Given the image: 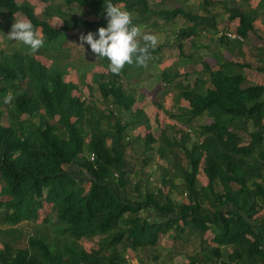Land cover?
Instances as JSON below:
<instances>
[{
  "label": "trees",
  "instance_id": "16d2710c",
  "mask_svg": "<svg viewBox=\"0 0 264 264\" xmlns=\"http://www.w3.org/2000/svg\"><path fill=\"white\" fill-rule=\"evenodd\" d=\"M174 1L161 0L160 9L154 10L148 0H111L115 5L123 4L128 11L136 12V7H141L137 22L145 21L141 14L155 15L166 22L178 17L186 19L188 26L179 30L178 38L188 39L208 19L182 7L169 10L167 5ZM108 2L65 0L68 7L88 8L98 18L96 23L75 19L71 28L106 26L104 7ZM203 4L210 7L213 0H203ZM0 9L9 18L23 14L36 31L41 28L43 37L51 41L68 30L52 28L31 7H19L16 0H0ZM230 15L239 20L237 34L248 39L254 31L256 10L234 9ZM149 51L152 57L155 51ZM99 59L108 64L106 58ZM237 66L251 69L248 64ZM259 71L264 72V68ZM205 72L207 78L198 77L194 86L181 94L189 103L192 118L213 115V121L202 128L199 135L203 140L191 148L186 142L189 134L173 143L182 148L188 161L186 167H181L179 160H174V171L183 178V192L189 199L187 205L177 208L172 192L165 193L161 188L143 193L138 186L134 196L127 194L132 184L125 142L129 125L115 112L85 104L73 95L75 84L65 82L62 74H51L29 56L16 53L4 57L0 62V79L14 89L17 87V91L12 93V107L7 111L10 124L5 126L1 123V106L9 89L0 80V196L9 198L0 200V220L11 229L23 222H35L39 211L48 204L56 219L65 224L62 233L68 234L71 241L53 248L42 236H33L27 238L25 248L5 244L0 251V264H129L133 256L126 259L121 248L124 253L131 251L136 255L156 247L160 237L170 231L180 233L189 228L204 236L213 225L220 233L213 241L219 246H233L234 250L227 262H220V251L214 250L217 260L203 264L263 262L264 85H246L244 75L231 74L224 67L214 73L205 66ZM120 77L104 76L97 81L98 90L105 101L112 100L120 111L131 112L136 99L118 83ZM164 79L169 78L164 75ZM23 116L28 118L22 120ZM54 118L58 119L53 125ZM102 119H108L111 130L101 128ZM13 122L19 126L16 128ZM59 126L65 133L58 132ZM237 131L248 134V143L240 144ZM165 133L166 130L162 133L164 140ZM107 138L111 140L109 148L105 145ZM154 143V137L148 135L146 149L152 150ZM164 149H158L161 158ZM91 154L95 155L94 161ZM75 165L89 177L85 197L84 189L67 169ZM201 167L207 178L206 187L198 179ZM167 183L164 181L162 186ZM219 184L222 191L216 190ZM27 196L32 206L25 205ZM144 210H152L165 221L144 219ZM94 237L100 238L98 250L88 253L78 247L81 240Z\"/></svg>",
  "mask_w": 264,
  "mask_h": 264
},
{
  "label": "rangeland",
  "instance_id": "374dc122",
  "mask_svg": "<svg viewBox=\"0 0 264 264\" xmlns=\"http://www.w3.org/2000/svg\"><path fill=\"white\" fill-rule=\"evenodd\" d=\"M160 1L148 0L154 10L160 9ZM16 3L19 7L23 5L31 7L34 14L40 20L48 22L52 28L61 29L64 27L68 30L63 34L60 33L51 41L43 37L42 29L39 28L37 32L43 38L44 45L35 53H31L27 46L11 41L7 37L15 18L28 19L21 13L9 18L0 9V62L4 57L9 58L16 53L29 56L44 65L51 74H62L65 82L75 84L73 95L81 98L85 104L94 105L103 111L109 109L115 112L122 122L129 125L125 139L127 143L126 157L133 170H137L139 166H143L145 170L149 167L165 168L168 173L171 172V177L174 176L177 179L178 184L182 183L179 172L174 171L173 165L176 162L174 159L179 160L181 167H186L188 161L182 148L178 145L173 146V143L179 142L185 134H189L190 138L186 142L187 147L191 148L194 143L203 140V137L199 135L202 133V128L210 125L213 121V115L192 118L188 113L189 103L181 96L185 90L194 86L198 77H208L205 66L214 73L224 67L231 74H242L246 77V85H264V72L259 71L264 68V0H213L210 7H206L203 0H175L171 5H167L169 10L182 7L187 12L208 19L207 23L199 27L196 34L188 39L178 38L179 30L188 26L186 19L178 17L174 21L166 22L155 15L147 17L141 14L145 21L137 22L141 7H136L138 10L136 12L129 11L133 23L135 22V25L140 28L141 34L150 33L157 38V44L153 48L155 53L152 57H149L143 65L125 64L119 73L121 77L118 83L127 93L136 96L133 112L119 111L114 102L112 100L105 101L98 90L97 81H101L104 76L112 77L114 74L109 71L107 63L102 62L96 54L91 52L86 43L81 46L79 40L81 34H86L89 31L95 33L98 28L93 27L88 30H84L83 27L71 28L75 19H85L90 23L98 22V18L89 13L88 8H79L77 5L68 7L65 0H46L45 2L16 0ZM117 6L125 9L123 4ZM234 9L256 10L257 21L254 23V31L250 32L246 41L233 42L225 35L231 28L234 30L238 26V20L232 19L230 15ZM236 62L248 64L251 69L238 67ZM164 75H167L169 79L165 80ZM1 83L8 87V94L11 96L13 91H17V87L12 88L4 80H1ZM26 86L25 82L23 87L26 88ZM11 103L12 100L8 104L3 102L1 106L3 111L1 123L5 126L10 124L7 111L12 107ZM139 111L145 112L144 117L140 124H135L133 115ZM27 118L28 116H23L22 120ZM57 119L51 120V124H56ZM87 119L91 120L90 116ZM114 120L113 117L110 121L113 123ZM12 125L16 128L19 126L16 122H13ZM101 125L103 130H111L108 119H102ZM165 130L166 138L164 140L162 133ZM252 131L251 128L250 132ZM58 132L65 133L61 126H59ZM237 132L241 137L240 144L248 143V134L243 131ZM146 135L153 136L156 141L152 145V150L146 149ZM105 145L107 148L110 147V138L105 140ZM160 147L165 148V158L160 156L158 151ZM167 154H172L171 158ZM202 167L198 179L200 183H206L207 178ZM67 169L73 172V176L84 189L85 197L89 190V177L83 174L77 165ZM146 174L144 175L145 179L142 180L143 190L145 189L146 192L152 191V189L156 190L158 177L155 175L156 179H154L155 177L151 176V173L146 172ZM147 176L150 177L147 178ZM132 178L134 179V177ZM179 193H181L179 189L173 191L172 197L174 198L176 195L177 199ZM127 194L131 197L134 196L131 187L127 189ZM181 199L180 197L179 200ZM0 200L7 201L9 198L0 196ZM25 205L32 206L29 196L25 197ZM64 225L56 219L51 205L48 204H45L44 208L39 211V218L35 222H23L11 229L10 226L4 224L3 220H0V251H3L5 244L25 248L27 247V238L33 236H42L53 248L55 246L61 248L65 242L71 241L68 234L62 233ZM99 240V237L83 239L78 243V247L90 253L98 250ZM120 252L126 259H128L127 256L131 257L129 252L124 253L122 248ZM132 255L133 258L135 256L136 258L130 259L132 260L129 261L130 263L156 264L157 261L158 264H168L162 259L158 250L150 249L148 252H139L137 255L132 252Z\"/></svg>",
  "mask_w": 264,
  "mask_h": 264
},
{
  "label": "clouds",
  "instance_id": "9594fccd",
  "mask_svg": "<svg viewBox=\"0 0 264 264\" xmlns=\"http://www.w3.org/2000/svg\"><path fill=\"white\" fill-rule=\"evenodd\" d=\"M104 13L106 26L99 27L95 33L89 31L81 34V46L86 43L97 57L106 58L107 67L113 74H119L125 64L143 65L150 56L149 50L157 44L156 36L141 34L140 28L133 23L131 13L113 4L111 0L104 7ZM7 37L27 46L31 53L44 45L43 38L26 19L15 18ZM11 100V94L3 97L5 104Z\"/></svg>",
  "mask_w": 264,
  "mask_h": 264
},
{
  "label": "crops",
  "instance_id": "0c3cea01",
  "mask_svg": "<svg viewBox=\"0 0 264 264\" xmlns=\"http://www.w3.org/2000/svg\"><path fill=\"white\" fill-rule=\"evenodd\" d=\"M238 26H239V20H238ZM238 26H236L234 28V30H232L234 33H236V35H238L237 34ZM231 29L229 31H231ZM221 31L223 32V30H221ZM236 43H238V42H236ZM236 63L240 64L242 62H236ZM241 65H243V64H241ZM135 99H136V96H135ZM134 106H133V108H134ZM133 108H132L131 112L134 111ZM144 113L139 111L133 115V117L135 119L134 122L136 124H140V121L144 117ZM147 136L148 135H146V137ZM167 155H170V154H167ZM171 156H172V154L170 155V158H171ZM165 157H166V154H164V157H162V158H165ZM146 172L151 173L150 175L151 176L153 175L155 177L154 179H156V176L158 177V188H162L163 191H166V190L171 191L173 194V191H176L178 189L180 190L181 193L177 194L178 200L175 198L176 195L174 196V201L177 203V208H181L183 205H187L189 203V199H188L186 192H183V188H184L183 178H182V183L178 184L176 182L177 179L174 177H171V175H170L171 172L168 173L167 169L160 168V167H159V169L156 167H149L147 170H145L143 168V166H141V167L139 166L137 168V170H133V168H131L129 166L130 179L132 182L130 187L132 188V191L134 192L133 195H135V192L138 189L137 188L138 186H140L139 190H141L143 193H145V189L143 190L144 183L142 182V180L145 179L144 175H147ZM131 176L134 177V179ZM198 176H199V174H198ZM148 177H150V176H147V178ZM164 181H168V183L166 185L162 186ZM207 184H208L207 182L206 183L202 182L201 186L206 187ZM176 185H179V186H176ZM222 189H223V187L220 184L218 186H216V190L222 191ZM153 191H155V190L152 189L151 192H153ZM182 193H183V195H182ZM180 197L182 198L181 200H179ZM143 212H145V213L141 214V217H143L144 219H147L151 222L165 221V218L157 215L152 210H144V211H142V213ZM217 233H218V229L214 225H213L212 229H210L204 236H202L198 232L192 231L189 228H187L185 231L184 230L181 231L180 233L175 232V231H170L168 234L162 235L160 237V241L156 247H154V248L148 247L144 251H140V253L141 252H148L150 249L151 250H158V253L161 255L162 259L165 260L166 262H168V264H193V262L203 264L206 262V260H210V259H213L216 261L217 258H216V254H215L214 250L219 249L220 255H221L220 262H227L233 253L234 247L233 246H219V245H217L213 241L215 239V236ZM218 234H220V233H218ZM128 252H129L130 256H133L131 251H128ZM135 258H136V256L133 259H135ZM184 258H185V260H183ZM130 261H132V260H130ZM129 264H135V262L134 263L129 262ZM136 264H138V263L136 262ZM156 264H158L157 261H156ZM259 264H264V261L260 262Z\"/></svg>",
  "mask_w": 264,
  "mask_h": 264
},
{
  "label": "built area",
  "instance_id": "2783aa9c",
  "mask_svg": "<svg viewBox=\"0 0 264 264\" xmlns=\"http://www.w3.org/2000/svg\"><path fill=\"white\" fill-rule=\"evenodd\" d=\"M229 39L233 40V41H243V39L239 36L236 35V33H234L232 30L229 31L228 33L225 34ZM91 161H94L95 155L91 154L90 156ZM115 177H118L117 175ZM128 258V256H127Z\"/></svg>",
  "mask_w": 264,
  "mask_h": 264
}]
</instances>
